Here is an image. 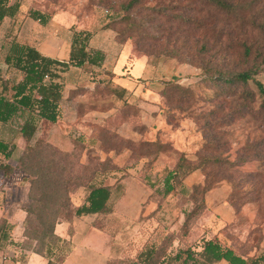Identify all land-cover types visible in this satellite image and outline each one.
Returning a JSON list of instances; mask_svg holds the SVG:
<instances>
[{"label":"trees","instance_id":"16d2710c","mask_svg":"<svg viewBox=\"0 0 264 264\" xmlns=\"http://www.w3.org/2000/svg\"><path fill=\"white\" fill-rule=\"evenodd\" d=\"M142 1L128 0L123 9L127 11L137 9ZM202 1L218 12L219 15L222 14L227 17L237 15L241 9L248 7L251 9L254 5L251 0ZM180 7L175 5L164 8H147L156 15H170L171 22L177 25L174 27V31L169 28L168 33L162 32L154 40L164 42V45H157L154 49L162 50L158 53L181 61V64L189 65L190 62H196L203 75L197 85L202 84V89L210 91L212 94L202 96L200 94L201 97H199L191 86L182 85L176 80H166L162 83V89L159 92L161 99L165 100L166 106H176L174 109L176 115L181 116L179 118L178 116H169V112L166 111H169L170 108H166V106L164 108L162 102L160 106L161 113L165 115L167 124L174 127L181 120L189 118L186 110L192 107L195 102L200 99L208 104L215 102L213 109L207 113L201 111L199 115L204 119L202 126L204 129V143L216 141V147H222L219 134L215 129L225 118L228 117L233 120L234 117L253 115L261 121L264 120V85L256 78V75L263 71L261 67L264 66V50H253L254 42L248 40L242 43L243 52L240 60L236 63L239 66L233 69H225L222 66L223 58L219 53L214 55L213 60L205 61L206 53L209 52V42L205 35L198 33V31L204 30L207 24L200 18V11L196 13V17L194 15L189 16V10H178ZM22 11L21 0H0V28L7 21V26L1 34L0 54L2 56L0 62L19 74L17 80L0 76V126H8L13 129L15 137L21 138L25 143L19 158V162L22 164L20 169L25 172V176H23L25 178L21 179L19 185L27 187L25 193L29 200V204L23 208L26 212L23 221V234L28 239V248L46 258L47 264H60L70 252L72 246L68 240L55 234V225L61 221H70L73 216L87 214H102V216H105L110 213L112 191L117 193L120 185L112 187L103 181L95 182L92 178L98 171L96 169L91 172L89 179H82L78 175L70 174V164L64 162L60 164L53 156L46 155L40 148L44 140L40 136L36 137V133L41 125L56 123L58 119L59 102L62 98V84L58 81L60 73L66 71L69 67L100 68L105 53L100 49L89 46L91 38L89 32L73 31L67 60H58L41 54L33 45L21 41L17 36V31L21 25V17H23ZM31 15L33 19L38 20L41 24L46 23V18L40 13L35 12ZM217 25V23L211 21L209 28L215 30L212 35L215 34L216 38H219L223 35L224 27L222 26V28L216 30ZM169 27H173V25ZM181 27L183 29L180 31ZM189 27L193 28L191 39H189ZM149 46L150 44L147 45L145 42L139 45L141 50ZM189 50H191L190 53ZM257 59L259 61L256 62ZM250 84L254 86L255 91L249 89ZM110 93L121 98L123 92H118L117 89L113 88ZM256 97L259 98V103L254 108ZM183 106L185 107L183 108ZM227 106L231 108L225 114L224 109ZM127 108L129 106L125 104L123 108L125 117L127 116L125 110ZM91 126L92 130L99 127L105 132V135L110 136L104 137L97 132L92 137V139L103 143L104 147L102 149L105 153L110 150L119 152L121 149L126 148L130 151V155L136 157L135 161L141 158L147 160L145 172L151 168L152 162L159 155H165L173 150L168 142H161L158 139L154 141H132L125 139L107 126L99 124H91ZM133 128L139 132L144 130L143 125H136ZM71 142L74 150L79 148L80 145V150L85 149L79 135H72ZM48 145L52 147L50 143ZM53 149L56 150L52 152L53 155H64V160L72 156L73 159H78L77 162L80 164L79 158L74 153L60 151L56 147ZM15 151V142L8 141L0 136L1 180L10 178L14 174L16 168L15 164L11 163V159ZM198 151L194 155L195 158L179 152L172 168L167 169L165 172L161 186L154 189L155 195L163 201L171 192H178L180 198L193 202V207L187 212H183L184 224L188 222L190 224V221L202 211L204 208V195L211 188L210 184L207 185L206 183V176L202 178L201 184L193 185L191 188L183 184V179L188 174L195 170L200 172L203 170L205 160L203 157L200 158ZM256 157L263 159L260 151L257 152ZM206 159L208 160V157ZM213 160L219 161L218 158ZM29 161H31V164H28ZM232 167L237 166L232 164ZM115 169H117L116 166ZM103 171L102 168L101 173ZM73 184L80 186L79 188L85 192L83 203L78 206L71 204ZM254 186L256 189L252 187L251 190L258 192L259 186ZM167 204L168 202L164 201L159 204V208L164 210ZM162 217L163 215L160 214V223ZM11 227L12 224L8 223L6 219H1L0 239L7 234ZM187 233L188 230L186 229L179 242L181 246H189L188 248L179 250L173 256H162L161 260H158L157 250L159 247L155 244L148 246L143 244L135 254V263L178 264V260L185 254L180 264H215L221 260L226 261L228 264H247V260L235 254L231 247L222 246L217 236L208 239L200 238L197 242L189 245L185 242Z\"/></svg>","mask_w":264,"mask_h":264},{"label":"rangeland","instance_id":"374dc122","mask_svg":"<svg viewBox=\"0 0 264 264\" xmlns=\"http://www.w3.org/2000/svg\"><path fill=\"white\" fill-rule=\"evenodd\" d=\"M127 1L128 0H21V4L23 10L22 15L31 17L32 13L38 12L46 18V21L48 18H51V15L53 16L54 13L64 11V13L70 16L72 22L68 21L66 24H63L65 26H70V24L73 23L76 24L72 25L69 30H73L75 26L83 27L86 29V32L89 33L90 31L97 32L109 30L111 38L116 43L127 45L129 56L133 59V62H135L130 72L132 75L135 74L138 67L141 65L137 57H145L147 63H150L151 69L158 66L157 74L153 71V73L149 72V75L146 76L147 78H152L149 83L155 82L156 84L148 85V80L143 81L147 82V85L145 84L146 89H149L151 86L154 88L155 85L158 87L157 83L160 81L158 78L162 77V83L166 82V80H178L182 85L191 86L199 97L212 94L210 91L203 90L202 84L197 85L203 75L201 69L197 67L196 62H190L189 65L181 64V61L174 60V58L168 55L159 54L158 52L162 50L154 49L157 45H164V42L154 40L158 38L162 32L168 33L169 28H172L174 31V27L177 25L171 22L170 15H156L151 12L150 9H147L150 7L164 8L175 5L181 6L178 10H189V16L194 15L195 17L197 15L196 13L200 11L199 16L207 25L204 30L198 31V33L204 34L209 42V52L206 53L204 59L205 61H211L214 55L219 53L222 55V66L225 69H233L239 66L236 63L240 60V56L243 52L241 44L247 42V40L254 42L253 50H264V0H251L254 2L251 9L250 7L241 9L237 15L231 17L222 14L219 15L218 12L214 11L202 0H143L137 6V9L129 11L123 9ZM144 6L148 7L145 8ZM178 10L176 9V11ZM211 21L218 24L216 30L222 28V26L224 27L221 37L216 38L217 36L215 34L212 35L215 30L209 28ZM141 22H144L143 25H141ZM30 23L34 24L31 21ZM170 25H173V27H169ZM6 26L7 21H5L0 28V40L1 34ZM27 29L30 31L32 30L31 24L27 26ZM182 29L183 27H181L180 31ZM192 29V27H189V39H191L193 33ZM107 40L111 41L109 38H107ZM143 42L147 43V45L150 44V46L148 48L144 47L141 50L139 45L143 44ZM190 51L191 50H189V53ZM124 54L127 55L125 52ZM1 56L2 54H0V59ZM176 61L179 63L176 64ZM257 61H259V59H257L256 62ZM261 68L263 71L259 72L256 78L264 85V66ZM94 70L84 66V68H80L79 70L70 71L64 78L70 80L71 85L76 83L75 87H78L76 92L85 94L82 100L86 101L87 108L91 107L90 103L93 102H96L97 104L95 105L99 108L102 107V104L104 105L106 103L111 104V106L113 105L114 109L122 106V100H118L116 96L110 94V91L115 87H113L110 81H108V83L106 82L108 79L107 77H103L105 78L104 84H101L100 81L98 82V80H101L99 77L101 73L94 75L95 72H97L96 69ZM152 74L156 75L151 76ZM0 76H6L14 80L19 78V74L7 68L1 62ZM93 80L98 84L94 87H90L92 85L90 82ZM86 83L89 85L88 87H85ZM249 89L255 91L252 84L249 85ZM151 92L150 94H146L147 92L145 91V94L141 95L138 93L139 97H134L131 94V90H127L124 95L125 99H123L126 105L129 106V108L125 109L127 112V116L125 117L126 124L121 126V122L119 121L120 118L115 117L110 120L109 125L113 124V128L116 129H121L122 127V129L127 128L131 130L134 126L141 125L142 122H144V118L147 117L146 113H149V111L145 109L148 107L147 104L144 103L145 107H140L139 104L141 102H153L150 100L159 98L154 94L156 93L155 88L151 90ZM70 96L69 94V97ZM68 99L69 98L65 99V101H68ZM161 102L165 108V100L163 99ZM258 103L259 98L256 97L253 107L256 108ZM172 104L176 105L175 103ZM214 104L216 103L208 104L203 102V99H200L186 110V113L189 114V118L181 120L177 126L172 128L166 127L161 118L159 119L160 122H157V124L161 125V128L164 127V138L171 140L175 145V149L185 151L183 153L192 156V158H195L194 155H196L197 150H199L198 155L205 160V163H203V170L201 172L199 171V176H201V178L206 176V183L207 185L210 184V190L212 189V192L207 196V209L193 218L190 224L189 222L184 224L181 211L187 212L189 210L191 207L189 201L180 198V196L174 200L169 199L167 201L168 204H175L178 213L175 214L172 211L165 213L166 216L162 217L161 223L158 225L156 224L157 220H152L147 225L128 227V231L123 237L124 244L121 242L119 248L116 250L115 257L109 261V264H137L135 263V254L140 250L143 244H147L146 246L155 244L159 247L157 250L159 254L158 260H161L162 256H173L179 250H184L189 247L181 246L179 242V239H182V234H184L186 229L188 233L185 242L189 245L197 242L202 236L217 234L221 245L231 247L235 254L247 260V264H264V120L261 121L253 115L234 117L232 118L233 120L228 117L225 118L219 123L217 129H215L219 134L218 136L222 144V147H216V141L204 143V129L202 127L204 119L199 115L201 111L207 113L209 110L213 109ZM67 107L65 112H71L74 111L76 106L68 104ZM167 107L170 108L169 111H166L169 112V116H178V118L181 116L176 115L177 113L174 110L176 106H166V108ZM184 107L185 106H183V108ZM230 108V106H227V108L224 109V113H228ZM122 112L123 109L121 113ZM66 116V118H68V115ZM66 118L65 121H63V129L65 131L64 135L69 143L72 135L86 137L89 133H87V128H81V123L79 121H68ZM89 127L92 130V126ZM52 128L53 123H49L41 125L38 129L36 137L40 136L44 140L40 148L46 155L53 156L60 164H63V162L70 164L69 173L71 172L70 174L78 175L82 179H89L91 177V172L96 169L98 171L92 179H94L95 182H109L111 178L124 176L125 174L123 173L125 169L123 168L134 163L136 160L135 156L130 155V153L125 150V152H121L118 155L111 153L112 158H114L119 165L113 163L112 158L108 157L105 152H102V147H104L103 143L91 148L85 145V148H87L86 150H80L81 145L75 150L71 148L68 152L74 153L76 157L79 158L80 164L77 162L78 159H73L72 156L64 160V155H53L52 152L56 150L53 149V145L50 144L52 148L47 143L49 130ZM109 128L115 131L112 127ZM174 129L177 130L175 131ZM97 132L101 133L104 137L108 136L105 135V132L99 127L95 128V130L93 129L92 135L90 136L93 137ZM144 135L146 134L144 133ZM153 135L147 133L146 136L152 138ZM84 140L86 142L87 138H84ZM18 141L19 140H14L15 144L18 143L19 146L11 161L12 164H15L16 168L14 174H12V178L16 180L25 176V172L20 169L22 168V164L19 162L24 144L22 141ZM94 144H92V146ZM259 151L263 155V159L256 157ZM178 155L179 152H174V150L170 151V153L167 152L165 156L169 158L165 163L158 164L155 169L156 173L153 174V170L147 172L150 174L151 183H154L157 187L161 186V181L168 169L167 165H173ZM106 156L108 158H106ZM206 157H208V160ZM212 158H218L219 161H214ZM28 164H31V161H29ZM232 164H236L237 167H232ZM115 166L117 169H115ZM102 168L104 171L101 173ZM194 176L192 177L193 179L190 180L198 178V174ZM254 185L259 186L258 192L251 190L252 187L256 189ZM79 187L75 186V184L72 185L71 190L73 192L71 194L74 195L73 197L76 200V202L72 200L71 204L73 205L78 203L81 199ZM217 187H222L223 191H219L216 189ZM26 188L25 185H22L13 191L14 202L19 200V207L21 208H25V206L29 204V200L24 191ZM1 200L0 197V201ZM130 202L131 201H129L128 204H130ZM168 208L169 206L165 207V209ZM143 213L147 214L148 212L145 211ZM103 243L104 241L101 243L102 246ZM184 256L185 254L181 256L180 260H178V264H180ZM223 264L228 263L225 261Z\"/></svg>","mask_w":264,"mask_h":264},{"label":"crops","instance_id":"0c3cea01","mask_svg":"<svg viewBox=\"0 0 264 264\" xmlns=\"http://www.w3.org/2000/svg\"><path fill=\"white\" fill-rule=\"evenodd\" d=\"M21 18V25L19 26V30L17 31L18 38L21 41L33 45L41 54L49 56L51 58H56L58 60L68 59L72 32L86 31L85 28L79 26H75L73 30H69L72 25L76 24L73 23L70 24V26L64 25L68 21L72 22L70 20V16L64 13V11L56 12L53 14V16L51 15V18H48L45 24H41L38 20H35L30 16L23 15V17ZM30 21L35 25L30 23ZM29 24H31V31L27 29V26ZM90 33L91 38L89 40V46L92 48L100 49L105 53V58L102 66L100 68H92L91 70L96 69L97 72H95L94 75H98V73H101V75H99L101 80H98V82L100 81L101 84H104L105 78L103 77H107L109 79H107V83L108 81H110V83L113 85V87H115V89L118 90V92H123L121 98H118L116 95L110 93L111 95L116 96L118 100H122V106L114 109L113 105L111 106V104L106 103L104 105L102 104V107L100 106L101 108H99L95 105L97 103L93 102L90 103L91 107L87 108L86 101L82 100L85 94L82 92H75V90L78 88L75 87L76 83H73L71 85V81L64 78L65 75L70 73V71L72 72L75 70H79L80 68L69 67L66 71L60 73V78L58 80L62 84V98L59 102L58 119L56 123H53V128L49 130L47 139L48 143L64 152H68L71 150V148H73V143L71 142V140L69 143L68 139L64 135L65 131L63 129V121H65V118L67 117L66 115H68V118H66L68 121H79L81 123V128H87V133H89L86 135V137H80L82 143L90 148L100 145L101 142L91 138L92 136L90 135H92V130L89 126H91V124H99L104 126L107 125V127H112L113 130H115L120 136L124 137L125 139H129L132 141H154L158 139L161 142H168L172 146L174 152H185L183 150L175 149L174 143L171 140L164 138V127L161 128V125L157 124L158 121L160 122L159 119L161 118L163 119L164 125L166 127L172 128L171 125L167 124L165 115L161 113L160 109L162 100L159 92L162 89V77L158 78V80H160L157 83L158 87H156V85L154 86L156 91V93L154 94L159 98L150 100L153 102H141L139 104L140 107H145V103L149 107L145 108L148 109L149 113H146L147 117L144 118V122H142L141 124L144 128L142 132H139L134 128L132 130L127 128L122 129V127L121 129H116L113 128V124L109 125L110 120L115 117L120 118L119 121L121 122V126H124L126 124L125 115H123V112L121 113V111L124 108V104H126L123 99H125L124 95L127 90H131V94L134 97H139V94H145V91L147 92L146 94L152 93L151 90H154V88L152 86H148L150 88L146 89L145 84L147 82L148 85L156 83H149L152 78H147L146 76L149 75V72L153 73L154 71L156 73L158 71V66L151 69V65L150 63H147L145 57H137V59L140 60L141 65L140 67H138L135 74L132 75L130 72L131 69H133L135 62H133V59H131V57L129 56L127 45L116 43L111 38L109 30L97 32L90 31ZM107 38L111 39V41L107 40ZM123 51L127 53V55H125ZM176 64L178 63L176 62ZM156 74H152L151 76H154ZM90 83L92 84L90 87H94L98 84L94 80ZM178 83L180 82L178 81ZM88 86L89 85H87L86 83L85 87ZM72 91L73 93H71ZM69 94L71 95L70 97ZM67 98H69L68 101H65V99ZM68 104H73L74 106H76L74 111L65 112ZM177 129L174 130L176 131ZM144 133L146 135L147 133L151 135H153L154 133V135L152 138H150L144 135ZM0 136L8 141L14 142V140H19L22 141L23 144H25L21 138L15 137L13 129L8 128V126H0ZM84 138H87L86 142ZM89 142L91 145L89 144ZM92 144L94 145L92 146ZM18 146L19 145L17 143L15 152H17L18 150ZM125 150L130 153L128 149L123 148L119 152L110 150L106 154L108 157L112 158L111 153L118 155L121 152H125ZM168 158L169 157L163 154L159 155V157L152 162V166L148 171L151 172L153 170V174H155V169L158 164L165 163ZM112 161L113 163L118 164V162H116L114 158H112ZM146 162L147 160L144 158L138 159L134 163H131L129 166L124 167V176L111 178L109 182L105 181V184L112 187L115 185H120L117 193H115V191H112V195L110 198L112 207L110 213H107L105 216H102V214L73 216L70 221H61L55 225V234L63 239L68 240L72 246L70 252L60 264H109V261L115 257L114 255L121 242L122 244H124L123 237L127 233L128 227H139L142 225H147L152 220H157L156 224L158 225L160 223V214L165 217V213L170 211L174 212L175 214L178 213L175 204H167V206H169L168 209L162 210L161 208H159L160 203L168 201L169 199L174 200L180 195V193L171 192L164 201L161 200L159 196L155 195L154 189L157 186L154 183H151L152 180L150 179V174L147 173L148 171L144 172L146 171ZM167 168L171 169L172 164H168ZM196 174H198V178H196L195 180H190L193 179L192 177L194 175L196 176ZM199 175V170L191 172L183 179V184L188 188H191L196 184H201L202 178ZM23 178V176L18 178L17 180L12 178V176L10 178H4L2 180L0 178V197L2 199L0 201V221L1 219H6L8 223L12 224V227L10 230H8L7 234L3 235L0 239V264H47L46 258L28 248V239L23 234V221L26 217V212L23 210V208L19 207L20 201L17 200L16 202H14L13 199V191L21 186L19 185V182ZM216 189H218L219 191H223L222 187H217ZM24 191L26 192V190ZM80 192L81 199L79 198L80 200L78 203H75L76 200L73 197L74 195L71 194V200L75 201V206L83 203L85 192L81 188ZM211 192L212 189L204 195V208L198 215H200L205 209H207V196ZM129 201H131V205L128 204ZM189 204L191 205V207L189 208L190 210L193 207V202L189 200ZM145 211L148 213L144 214L143 212ZM181 214L184 217L183 211H181ZM213 236H217L219 238L217 234H213L211 236H202L200 238L208 239ZM102 241H104L103 246L101 244ZM223 262L225 261L221 260L215 264H223Z\"/></svg>","mask_w":264,"mask_h":264},{"label":"built area","instance_id":"2783aa9c","mask_svg":"<svg viewBox=\"0 0 264 264\" xmlns=\"http://www.w3.org/2000/svg\"><path fill=\"white\" fill-rule=\"evenodd\" d=\"M46 78V77H45Z\"/></svg>","mask_w":264,"mask_h":264}]
</instances>
